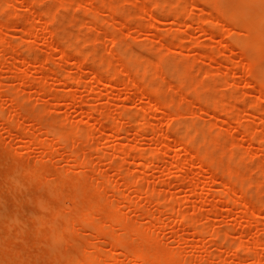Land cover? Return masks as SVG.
Masks as SVG:
<instances>
[{
	"label": "rangeland",
	"instance_id": "1",
	"mask_svg": "<svg viewBox=\"0 0 264 264\" xmlns=\"http://www.w3.org/2000/svg\"><path fill=\"white\" fill-rule=\"evenodd\" d=\"M226 1L0 0V33L8 25L6 43H0V102L12 100L3 103L0 119V264H76L97 246L105 250L102 264H150L129 253L109 261L112 247L121 250L118 225L109 217L118 197L125 199L119 212L128 216V229L156 230L151 237L130 235L134 243L124 235L132 246L140 240L177 250L181 261L189 255L185 264H264V210L243 217L264 203V0H254L252 9L241 0ZM236 16L241 19L233 24ZM30 24L41 25L34 37L27 33ZM246 25L253 27L249 33ZM63 49L71 53L62 55ZM109 69H115L116 84L107 91L102 79ZM68 75L82 83L74 87ZM93 75L104 81L95 89ZM172 98L173 107L165 106ZM15 107L20 115L13 120ZM110 121L119 122L122 138L109 134ZM92 126L99 131L87 143ZM158 138L167 139V147L152 160ZM190 139L195 142L180 144ZM120 141L128 145L125 155L118 152ZM204 154L210 157L199 164ZM178 161L183 169L175 167ZM118 162L124 166L116 177ZM212 164L220 169L211 179ZM82 166L86 174L75 186L83 189L73 188V194L69 188ZM225 166L237 173L221 202ZM96 179L100 187L92 185ZM101 186L111 205L100 201L97 221L115 229L98 232L85 219L86 198ZM233 187L239 196L230 214ZM182 216L192 220L181 224Z\"/></svg>",
	"mask_w": 264,
	"mask_h": 264
},
{
	"label": "bare ground",
	"instance_id": "2",
	"mask_svg": "<svg viewBox=\"0 0 264 264\" xmlns=\"http://www.w3.org/2000/svg\"><path fill=\"white\" fill-rule=\"evenodd\" d=\"M58 1H60V0H58ZM64 1V0H63ZM137 2H138V0H136ZM150 1H152L153 2V0H150ZM156 1V0H155ZM208 1V0H207ZM212 1V3L214 4V6H217V5H222V3H227V5H228V2L226 1V0H211ZM242 2H247L249 5H248V7L250 8V9H252V7H253V5H255V2H254V0H241ZM32 2V1H31ZM30 3V2H29ZM154 3V2H153ZM156 3V2H155ZM160 3V1L158 2L157 1V3L156 4H159ZM183 2H181V4H182ZM221 3V4H220ZM32 4V3H31ZM31 4L29 5L30 7L29 8H31ZM244 4V3H243ZM64 5H66L65 3H64ZM212 5V4H211ZM59 6V5H58ZM61 6V5H60ZM178 6H180V3L178 4ZM182 6V5H181ZM224 6V5H223ZM222 6V7H223ZM230 6V5H229ZM244 6H246V5H244ZM111 7V6H110ZM212 7V6H211ZM3 8V7H2ZM228 8V7H227ZM248 8V9H249ZM55 9H57V8H55ZM109 9V8H108ZM117 9V7H115V9L114 10H116ZM231 9V8H230ZM259 10V9H258ZM117 11V10H116ZM212 11V10H211ZM118 12V11H117ZM237 15V14H236ZM245 15H247V13H245ZM175 16L179 19V17H180V14L179 13H177V14H175ZM235 16V15H234ZM227 18V17H226ZM255 18H256V16H255ZM176 19V18H175ZM239 19H241V18H238L237 16L236 17H234V18H232V23L233 24H237L238 23V21H240ZM244 19V18H243ZM95 20V19H94ZM179 20H181V19H179ZM47 22H48V20H46ZM178 22H180V21H178ZM43 24V26H45L44 24V21H43V23H41V25ZM30 25H32V26H30V28L29 29H27L28 31H27V33L29 34V36H31V37H34V36H36V34H37V27L38 26H41L40 24L39 25H36V24H30ZM46 25H47V23H46ZM7 23H6V25L4 24V25H2V29H1V33H0V43H1V45L2 44H5L6 43V29H7ZM212 27V26H211ZM235 27H237V26H235ZM238 27H240V26H238ZM259 27V26H258ZM42 28V27H41ZM212 28H214V27H212ZM244 28V27H243ZM245 28L247 29L246 31H247V33H249L250 32V30L253 28L252 26H249V25H246L245 26ZM255 29H256V27H255ZM260 29H262V28H260ZM49 30V29H48ZM255 31H257V30H255ZM26 32V31H25ZM246 33V34H247ZM260 34H261V37H262V41L264 40V32L263 31H261L260 32ZM230 35H231V33H230ZM246 36V35H245ZM48 37V36H47ZM241 37V36H240ZM71 38V37H70ZM245 38V37H244ZM50 39V38H49ZM77 39V38H76ZM239 40V39H238ZM243 40V39H242ZM77 41V40H76ZM240 41V40H239ZM241 42V41H240ZM53 43V42H52ZM237 42H235V44H236ZM257 42H255V43H252V44H254V45H257L256 44ZM264 43V42H263ZM251 44V45H252ZM260 45H262L261 43H259ZM240 45V44H239ZM264 46V45H263ZM58 48V47H57ZM60 48V47H59ZM58 48V49H59ZM248 50V49H247ZM60 51H61V49H60ZM252 51H253V49H252ZM248 52L249 53H251V51L250 50H248ZM71 52L70 51H68V50H65V49H63L62 50V55H67V54H70ZM137 53V52H136ZM249 53H247L248 55H249ZM78 54V53H77ZM88 54V53H87ZM251 58V57H250ZM248 59H249V57H248ZM247 63H249V62H247ZM106 65V64H105ZM250 65V64H249ZM106 67H107V65H106ZM248 67V66H247ZM107 69V68H106ZM113 70H115V69H113ZM112 69H109L108 70V75H109V77L106 79V78H104V79H102V80H106L105 81V85H104V88H105V90H107V91H109L111 88H113L114 86H115V84L116 83H114L113 82V80H111L112 79V77L114 76L113 74H114V71H113ZM247 70H249V73L248 74H252V68H251V66H249V69H247ZM53 71V70H52ZM70 72V71H69ZM94 72V71H93ZM117 74V73H116ZM54 76H55V74H54ZM69 76V75H68ZM71 76V75H70ZM69 76V77H70ZM264 76V75H263ZM68 77V78H69ZM73 77V76H72ZM72 77H70L71 79L70 80H72ZM52 78H54L53 76H52ZM183 78V77H182ZM92 80H91V86H92V89H95L97 86H98V84L99 83H101V78H100V76L99 77H97V75H93L92 76V78H91ZM185 79V78H184ZM260 79H262V77L260 78ZM263 79H264V77H263ZM72 81H74L75 82V85H74V87H77L78 86V84H79V82L81 81L80 80V78H79V80H78V77H75V79L74 80H72ZM71 81V82H72ZM102 82H104V81H102ZM137 81H135V83H136ZM82 83V81L80 82V84ZM119 83V82H118ZM139 83V82H138ZM139 85V84H138ZM134 87H139V86H136V85H134ZM45 88V87H44ZM159 88V87H158ZM158 88H156V89H158ZM162 91H161V89H160V93H161ZM263 95H264V87H263ZM142 95V94H141ZM140 98H142V97H140ZM8 99V98H7ZM0 100H2V99H0ZM9 100V99H8ZM18 100V99H17ZM4 101V100H3ZM6 102V104H7V102H12V100H9V101H4V102H0V119H1V109H2V107L4 108L5 107V105H3V103H5ZM151 102H154V101H151ZM150 102V104L154 107V108H156V109H159V110H163L164 109V107L163 106H161V105H158L157 103H151ZM176 103V102H175ZM171 104L173 105L174 104V100H173V98H172V100H170V101H168V103H167V105H165V106H171ZM164 105V104H163ZM59 106V105H58ZM60 106H62V105H60ZM253 106V105H252ZM171 107H173V106H171ZM58 108V107H57ZM252 109H254V108H252ZM19 111L17 110V108L15 107V108H13V114H12V117L11 118H13V120L15 119V117H18L19 115ZM112 117H113V115H112ZM117 121H121V120H117ZM123 121H125V120H123ZM110 122H112V121H110ZM44 123V122H43ZM119 122H116V121H113L112 123H111V126H110V133L109 134H111L112 136H114V137H117L118 135H119V137H118V139L119 138H122V129H120V127L118 126L119 124H118ZM47 125V124H46ZM96 125V124H95ZM77 127H79L78 125H76ZM193 126V125H192ZM76 127V128H77ZM101 128V127H100ZM80 129L82 130V127H80L79 129H76V133L75 134H78L79 132H80ZM94 130H95V132H94ZM96 130H98L99 131V128H96V126H92V128H89V133H88V138H87V143L92 139V138H94V136H96ZM55 131V130H54ZM47 133V132H46ZM50 133V132H49ZM157 133V132H156ZM48 134V133H47ZM72 134H74V132L72 133ZM185 134V133H184ZM124 135V134H123ZM138 135V137H137V139H138V143H139V145L142 143V132L141 131H139V133L137 134ZM78 136H80V135H78ZM111 137V136H110ZM166 137V136H165ZM196 137V136H195ZM81 138H84V137H81ZM109 138V137H108ZM167 138V137H166ZM34 138H32L31 140H33ZM96 139V138H95ZM123 139H124V137H123ZM168 139V138H167ZM166 139V140H167ZM189 139V138H188ZM196 138H194V140H195ZM107 140H109V139H107ZM126 140V139H125ZM157 140V139H156ZM166 140L164 141L163 139L161 140H159V138H158V140H157V142H158V146H159V149H158V151H156L155 153H153V155H152V160H155L157 157H159L158 155L160 154V152L162 151V149L164 150V148H166L167 147V143H166ZM193 139H190V141L189 142H186L185 140H183V141H185V143H180L182 146H188V144H190V143H192V142H195ZM45 142V140L44 139H42V143H44ZM141 142V143H140ZM168 142V141H167ZM127 144V143H126ZM125 144V142L124 141H120L119 143H118V147H117V149H118V152H120L121 154H126L127 153V151L129 150L128 149V145H126ZM35 145V141H31L30 143H29V147L30 146H34ZM25 147V146H24ZM77 147L76 146H74L73 148H72V152H71V156L72 157H70V156H68V157H70V160H72V163L74 162V160H75V158H74V156L72 155V154H74V153H76L77 152V149H76ZM18 149H20V150H22V148H20V146H19V148ZM137 149V148H136ZM100 151H104L105 152V149H102V150H100ZM205 151V150H204ZM203 151V152H204ZM263 151H264V149H263ZM143 152H146V150L145 151H143ZM189 152V155H190V157L193 155V153H194V151H191V150H189L188 151ZM201 152V151H200ZM19 153H20V151H19ZM21 154V153H20ZM142 154H145V153H142ZM150 154V153H149ZM196 154V153H195ZM139 156V155H138ZM141 156V155H140ZM193 156H195V155H193ZM192 156V157H193ZM46 157V156H45ZM45 157L42 159V160H45ZM210 157V155L209 154H204L203 156H201L200 158H199V164H203L204 163V161L205 160H207L208 158ZM214 157H216V156H214ZM213 156H212V158H214ZM78 158V157H77ZM160 158V157H159ZM218 160H219V158H217ZM139 160V159H138ZM137 159H136V162H135V165L136 166H139L140 165V162L138 161ZM151 160V161H152ZM217 161V160H216ZM216 161H214V162H216ZM230 161H232L231 159H230ZM35 162V161H34ZM122 162H124V161H122ZM38 163H40V162H38ZM37 163V164H38ZM121 163V162H120ZM177 163V162H176ZM44 163H42L41 165H43ZM46 164V163H45ZM119 162L116 164V169H117V173H116V177L117 176H121V173H122V169H123V166L124 165H122V164H119ZM209 164H210V162H209ZM219 164H222L221 162H219ZM74 165H75V163H74ZM225 165V164H224ZM38 166H40V164L38 165ZM46 165H44L43 167H45ZM72 166V165H71ZM185 165H184V163H180L179 161H178V163L175 165V167L176 168H178V169H183V167H184ZM42 167V166H41ZM233 167V166H232ZM226 167L225 166V172H224V176L226 177H229L228 178V181L227 180H222V181H224V182H222V184L224 185V190L225 191H223L224 193L220 196V199H222V200H220L221 202L223 201V199L224 198H226L230 193H228V192H226L227 191V189L228 188H232V186L234 185V182H232V179H230L231 177H234V175H235V173H237V172H235L236 170H235V168L233 167ZM39 168V167H38ZM47 167H45V168H43L44 170H46V172L48 171V168L46 169ZM68 168V167H67ZM210 168H211V171H209V172H211V174H210V176H211V179L212 178H214V174H215V172H216V170H219L220 169V167L218 166V165H215V164H212V165H210ZM32 169V168H31ZM41 169V168H40ZM40 169H38V171H40ZM70 169H72L71 167H70ZM86 167L84 168L83 166L78 170L77 169V177H75V179H73L74 180V186H75V184L78 182L77 180H79V181H81L82 179H83V177L85 176V174H86ZM207 169H209V168H207ZM68 171H70L69 169H68ZM42 172H44V171H42ZM49 172V171H48ZM73 172V171H72ZM220 172V171H219ZM88 173V172H87ZM60 174V173H59ZM99 174L100 175H102L103 174V171H101V173H100V171H99ZM56 175H58V174H56ZM115 175V174H114ZM45 176V175H44ZM56 177V176H55ZM105 177V173H104V175L103 176H101V178H104ZM241 177V176H240ZM45 178L47 179V177L45 176ZM49 178V177H48ZM67 178H70V177H67ZM92 178V177H91ZM114 178V177H113ZM210 178V177H209ZM56 179H59V177H57ZM56 179H53L54 181H55V183H56ZM106 179V178H105ZM234 179V178H233ZM63 181V179H59V181L58 182H60L61 183V181ZM70 180V179H69ZM72 180V181H73ZM200 180V179H199ZM237 180V179H236ZM64 181H65V179H64ZM71 181V183H68V184H72L73 182ZM75 181H77V182H75ZM90 181H92V180H90ZM113 181H115V180H112V182ZM238 182V181H237ZM59 183V184H60ZM100 183H102V180H100V179H96L93 183H92V185H94L95 187L98 185L99 187H100ZM135 183V182H134ZM239 183V182H238ZM64 184V182H62V184H60L61 186ZM67 184V183H66ZM140 184L141 185H143L142 183H138V186H140ZM196 184V183H195ZM78 185V184H77ZM75 186V187H73L72 185H71V188H69V190H71V192L73 191L72 189L73 188H77V191H78V189H83V187H82V184L80 185V186ZM237 185V184H236ZM56 186V185H55ZM195 186V185H194ZM60 187V186H59ZM94 187V188H95ZM58 188V187H57ZM134 188V187H133ZM141 188V187H140ZM230 188V189H231ZM234 188V187H233ZM52 189H55V188H52ZM85 189V188H84ZM137 190H138V188H136ZM150 189V188H149ZM235 189V191H236V188H234ZM57 190L59 191L60 189H56V193H57ZM152 189H150V191H151ZM77 191H73V194L74 193H76ZM83 191V194H86V196L88 195V193H85V191L84 190H82ZM141 192H142V188H141V190H140ZM211 191V190H210ZM234 191V192H235ZM70 192V193H71ZM146 192H148V190L146 191ZM153 192V191H152ZM55 193V192H54ZM78 193H80V192H78ZM144 194H148V193H145V192H143ZM205 194H209V188L207 187L206 189H205V192H204ZM150 195H151V193H149ZM155 194V193H154ZM153 194V195H154ZM221 194V193H220ZM55 194H53V196H54ZM81 195V194H80ZM152 195V196H153ZM234 195V196H233ZM232 195V199H233V204L231 205V209H230V214H233L234 213V208H235V206H236V203L235 202H237L238 201V196L239 195H237V191L235 192V194H233ZM109 195H108V192H107V190H105V189H103V186H101V190H100V188L98 189V191L97 192H95L94 193V195H92L91 197H89V198H86V199H88V207H87V209H86V214H85V219H86V221L87 222H93V223H96V228H97V231L98 232H103L104 230H105V228L107 227V225L108 224H105V222H103V221H97V219H98V217L100 216V215H98V214H100V213H98V210H99V204H100V201H104L105 203H107V205L109 204V203H111V199H110V202L108 201L109 200V197H108ZM118 196H121V194L120 195H118ZM155 196L156 195H154L153 197L155 198ZM82 197V196H81ZM156 197H158L159 198V196H156ZM68 198H70V196H68ZM54 201L56 200L55 199V196H54ZM53 199H49L50 201L51 200H53ZM71 199H74V201H75V198H72V195H71ZM71 199H69V201H73V200H71ZM125 199H123L122 197H118L117 199H116V201L113 203V208L115 209V211H116V214L114 213L113 215H111V216H109L110 218H111V220L114 222V223H116V225H118V226H115V227H118V231L116 232V240H115V244L116 245H119L120 247H121V250H117V248H115V249H112L111 248V251L112 252H110L111 253V258H110V262L111 263H113V262H118V261H121L122 260V258H121V255H123V254H131L132 255V257H133V259H134V261L135 262H137V263H140V262H144V261H148L150 264H177V262H180L181 261V259H179V257H181L182 255H180V256H178V254H179V252H176L175 250H173V249H169V248H161L158 244H150L149 243V241H147L148 243H145V244H140L139 245V241H138V244L136 245V246H132L131 244H130V242L133 240L132 238H133V236L131 237L130 235H149L150 237L152 236V235H154V232L156 231V230H154V232H149V231H147L146 229H149V228H146V225H144L143 227H145L144 229H141L140 227H138V228H132V229H128L129 227H128V224H127V215L126 214H123V213H121V212H119V210L121 209V207L124 205V204H126L125 203V201H124ZM157 200V199H156ZM40 201V200H39ZM53 201V202H54ZM132 201V200H131ZM225 201V200H224ZM87 202V201H86ZM109 202V203H108ZM154 202H155V200H154ZM256 202V201H255ZM73 203V202H72ZM75 203H76V201H75ZM137 203V202H136ZM136 203H132V204H136ZM230 203H231V201H230ZM51 204H55V205H53V206H56V202H54V203H51ZM68 204H70V203H68ZM74 204V203H73ZM235 204V205H234ZM252 204V203H251ZM258 204H260V203H258ZM257 204V205H258ZM81 205V204H80ZM79 205V206H80ZM109 205H111V204H109ZM136 205H139V204H136ZM74 206V205H73ZM140 206H143L142 208H144L145 206H144V204L143 205H141L140 204ZM215 206H218V205H215ZM252 206V205H251ZM249 207V206H248ZM216 208V207H215ZM219 208V206L217 207V210H220V209H218ZM252 209H250V210H252V212H249L248 210L249 209H246V210H244V213H243V217L244 218H249L250 217V215L251 214H256V213H254V211H256L258 208L259 209H263L264 210V203H263V205H262V208H260V207H257V206H253V207H251ZM254 208V209H253ZM255 208H256V210H255ZM76 209V208H75ZM78 209V208H77ZM54 210H55V208H54ZM146 210V209H145ZM254 210V211H253ZM260 210H258V212H259ZM262 211V210H261ZM102 212V211H101ZM104 212V211H103ZM217 212V211H216ZM257 212V213H258ZM263 212V211H262ZM55 213H57V212H55ZM98 213V214H97ZM148 213V212H147ZM219 212H217V215H219L218 214ZM104 215H106L107 213H103ZM103 214H101L102 216H103ZM142 216H143V214H142ZM156 216V211H153V212H151V214H149V215H147L146 216V218H147V220L148 219H152V218H154ZM201 216H202V214H201ZM101 217V216H100ZM99 217V218H100ZM130 220V219H129ZM192 219H190V218H188V217H186V216H182L179 220H178V222L179 223H181V224H186V223H189L190 221H191ZM50 221H52V219L50 220ZM49 221V222H50ZM85 224V223H84ZM137 225H139V223L137 224ZM78 226V225H77ZM73 227V226H72ZM108 227H111V225H108ZM113 227V226H112ZM111 227V228H112ZM108 229V228H107ZM112 229H115L114 227L112 228ZM205 229V228H204ZM208 229H206V230H201L202 232H203V234H205L206 233V231H207ZM105 232H107V231H105ZM209 232V231H208ZM219 231H217L216 233H218ZM207 234V233H206ZM124 235H127V236H130L129 237V239H130V242L127 240L128 238H126V239H124ZM114 236V237H115ZM108 237V236H107ZM145 237V236H144ZM53 238V237H52ZM143 240H144V238H143ZM146 242V241H145ZM131 243H134V242H131ZM244 243H246V242H244ZM241 244H243V243H241ZM240 244V245H241ZM246 245V244H245ZM243 246V245H242ZM237 247V246H236ZM242 248V247H241ZM50 249V248H49ZM102 249H104V248H101L100 246L98 247L97 246V248L96 247H93V249H86V251H84V254H85V259L83 260V261H80V260H82V259H80V258H77L76 257V259H80L79 261L77 260L76 261V264H102V260H103V254L104 253H102V251H104L105 252V250H102ZM120 249V248H119ZM110 250V249H109ZM52 251V250H51ZM234 251V253L235 252H240V248H238L237 250H233ZM178 253V254H177ZM189 256V255H188ZM188 256L187 255H184L183 256V260L181 261V263H183V264H185V263H187L188 261H189V259L190 258H188ZM75 259V260H76ZM102 259V260H101ZM231 262H233V261H231ZM230 262V264H232ZM191 263V262H190Z\"/></svg>",
	"mask_w": 264,
	"mask_h": 264
}]
</instances>
